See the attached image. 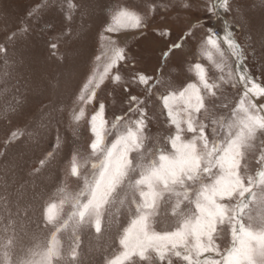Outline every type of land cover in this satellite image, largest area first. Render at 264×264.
<instances>
[{"label":"rangeland","instance_id":"rangeland-1","mask_svg":"<svg viewBox=\"0 0 264 264\" xmlns=\"http://www.w3.org/2000/svg\"><path fill=\"white\" fill-rule=\"evenodd\" d=\"M218 1L0 0V264H264V0Z\"/></svg>","mask_w":264,"mask_h":264},{"label":"water","instance_id":"water-1","mask_svg":"<svg viewBox=\"0 0 264 264\" xmlns=\"http://www.w3.org/2000/svg\"><path fill=\"white\" fill-rule=\"evenodd\" d=\"M225 22H226V24H228V20L227 19H225ZM234 41H235V43L240 47V45L238 44V41L234 38ZM241 55V54H240ZM240 62H242L241 60H240ZM241 66H243V63H241ZM243 69H244V71H245V73L249 76V77H251V75L248 73V71L243 67ZM246 202H247V198L244 200V203H243V207L246 205ZM242 207V208H243ZM241 215H242V209L240 210V222H239V225H238V232H237V235L240 233V231H241V229H242V217H241Z\"/></svg>","mask_w":264,"mask_h":264},{"label":"built area","instance_id":"built-area-1","mask_svg":"<svg viewBox=\"0 0 264 264\" xmlns=\"http://www.w3.org/2000/svg\"><path fill=\"white\" fill-rule=\"evenodd\" d=\"M221 34H222L221 29L214 27L213 35H214L216 38H218V37L221 36Z\"/></svg>","mask_w":264,"mask_h":264},{"label":"bare ground","instance_id":"bare-ground-1","mask_svg":"<svg viewBox=\"0 0 264 264\" xmlns=\"http://www.w3.org/2000/svg\"><path fill=\"white\" fill-rule=\"evenodd\" d=\"M222 0H219L218 1V8L222 11L223 9V2L221 3ZM219 3H220V6H219ZM234 40V39H233ZM238 46V45H237ZM242 63V62H241ZM241 63H240V69L242 70L243 74H246L244 69H243V66H241ZM247 75V74H246ZM248 76V75H247ZM244 203V202H243Z\"/></svg>","mask_w":264,"mask_h":264},{"label":"crops","instance_id":"crops-1","mask_svg":"<svg viewBox=\"0 0 264 264\" xmlns=\"http://www.w3.org/2000/svg\"><path fill=\"white\" fill-rule=\"evenodd\" d=\"M241 62H238L237 64L240 65Z\"/></svg>","mask_w":264,"mask_h":264},{"label":"trees","instance_id":"trees-1","mask_svg":"<svg viewBox=\"0 0 264 264\" xmlns=\"http://www.w3.org/2000/svg\"><path fill=\"white\" fill-rule=\"evenodd\" d=\"M24 194H26V192Z\"/></svg>","mask_w":264,"mask_h":264}]
</instances>
